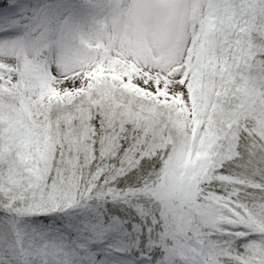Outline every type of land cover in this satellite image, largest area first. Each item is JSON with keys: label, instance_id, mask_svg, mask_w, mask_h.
I'll return each mask as SVG.
<instances>
[{"label": "snow or ice", "instance_id": "6c2138e0", "mask_svg": "<svg viewBox=\"0 0 264 264\" xmlns=\"http://www.w3.org/2000/svg\"><path fill=\"white\" fill-rule=\"evenodd\" d=\"M88 9L0 39V264H264V0Z\"/></svg>", "mask_w": 264, "mask_h": 264}, {"label": "rangeland", "instance_id": "374dc122", "mask_svg": "<svg viewBox=\"0 0 264 264\" xmlns=\"http://www.w3.org/2000/svg\"><path fill=\"white\" fill-rule=\"evenodd\" d=\"M94 2L101 0H0V39L23 36L27 46L37 47L57 37L70 42L77 29L87 28L88 5Z\"/></svg>", "mask_w": 264, "mask_h": 264}, {"label": "trees", "instance_id": "16d2710c", "mask_svg": "<svg viewBox=\"0 0 264 264\" xmlns=\"http://www.w3.org/2000/svg\"><path fill=\"white\" fill-rule=\"evenodd\" d=\"M75 1H77V0H73V2H75Z\"/></svg>", "mask_w": 264, "mask_h": 264}]
</instances>
